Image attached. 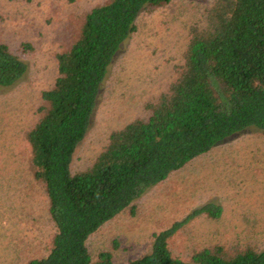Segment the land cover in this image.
Returning a JSON list of instances; mask_svg holds the SVG:
<instances>
[{
  "label": "trees",
  "instance_id": "obj_1",
  "mask_svg": "<svg viewBox=\"0 0 264 264\" xmlns=\"http://www.w3.org/2000/svg\"><path fill=\"white\" fill-rule=\"evenodd\" d=\"M30 1V0H24ZM171 0H106L84 15L68 48L55 54L56 74L41 92L39 116L25 132L33 178L43 184L54 231L45 253L26 264H115L112 253L90 254L86 240L149 187L167 179L223 139L250 127L264 136V0H212L189 28L176 76L146 118L112 130L92 163L73 171L109 66L136 30L142 10ZM25 62L0 42V87L16 83ZM200 213L218 218L207 202L152 233L150 251L127 264H264V246L226 250L204 246L186 258L170 239Z\"/></svg>",
  "mask_w": 264,
  "mask_h": 264
},
{
  "label": "rangeland",
  "instance_id": "obj_2",
  "mask_svg": "<svg viewBox=\"0 0 264 264\" xmlns=\"http://www.w3.org/2000/svg\"><path fill=\"white\" fill-rule=\"evenodd\" d=\"M106 0H0V42L26 64L22 77L0 87V264H26L45 253L54 227L47 197L33 178L25 132L39 116L42 90L56 74L55 54L69 47L84 15ZM212 0H171L142 10L136 30L116 52L102 83L89 128L73 154L71 169L89 166L109 133L134 118H146L175 78L189 28L202 20ZM220 204L218 218L204 213L188 220L170 239L186 258L204 246L232 252L264 246V136L248 128L149 187L104 222L86 240L94 257L112 253L115 264L150 251L152 233L181 220L204 203Z\"/></svg>",
  "mask_w": 264,
  "mask_h": 264
}]
</instances>
